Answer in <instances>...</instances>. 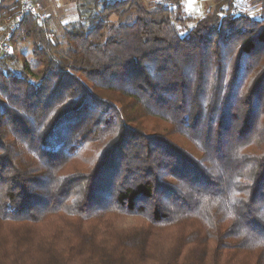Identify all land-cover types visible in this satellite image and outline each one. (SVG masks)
Returning <instances> with one entry per match:
<instances>
[{
	"label": "trees",
	"instance_id": "16d2710c",
	"mask_svg": "<svg viewBox=\"0 0 264 264\" xmlns=\"http://www.w3.org/2000/svg\"><path fill=\"white\" fill-rule=\"evenodd\" d=\"M213 1L74 0L56 38L24 15L0 54V264H264V0Z\"/></svg>",
	"mask_w": 264,
	"mask_h": 264
},
{
	"label": "rangeland",
	"instance_id": "374dc122",
	"mask_svg": "<svg viewBox=\"0 0 264 264\" xmlns=\"http://www.w3.org/2000/svg\"><path fill=\"white\" fill-rule=\"evenodd\" d=\"M146 1L157 2L160 0ZM239 1V3L242 2V4L240 5V9L249 12V14L252 16L260 15L261 11L263 10L261 7V2L259 3L256 0ZM13 2L16 1L0 0V8L12 6L13 4H15ZM31 3L32 6H34L35 8L36 15L39 17L40 20H42V22L49 26V29L51 30L52 36L54 38H56L60 34L64 26L69 25L77 20V8L74 4V0H31ZM182 6L184 14L194 20L201 19L207 13H210L215 10L213 0H182ZM12 18L11 15H8L6 13L2 18H0V42L1 40H3L1 43H4L3 38L9 29L8 25ZM193 25L194 22L181 27V33H183L184 35L186 31L190 29ZM7 44H9V42ZM11 51L13 52V50ZM14 52L21 55V59L26 61V63L29 65L30 69L34 74L37 73L39 65L32 59L31 48L28 43L24 45H18L15 48ZM20 63L21 62L18 61L14 65L15 70H20ZM138 224L139 222L132 218H126L117 221V225L119 228H128L132 226H137Z\"/></svg>",
	"mask_w": 264,
	"mask_h": 264
},
{
	"label": "built area",
	"instance_id": "2783aa9c",
	"mask_svg": "<svg viewBox=\"0 0 264 264\" xmlns=\"http://www.w3.org/2000/svg\"><path fill=\"white\" fill-rule=\"evenodd\" d=\"M18 6V11L15 17L9 22V29L4 36V43L0 42V54H11L12 48L9 44H7L12 36L13 31L18 26L19 22L22 20L24 15L31 14L36 15L35 8L32 6L31 0H15Z\"/></svg>",
	"mask_w": 264,
	"mask_h": 264
},
{
	"label": "snow or ice",
	"instance_id": "6c2138e0",
	"mask_svg": "<svg viewBox=\"0 0 264 264\" xmlns=\"http://www.w3.org/2000/svg\"><path fill=\"white\" fill-rule=\"evenodd\" d=\"M181 35H183V33H181Z\"/></svg>",
	"mask_w": 264,
	"mask_h": 264
}]
</instances>
